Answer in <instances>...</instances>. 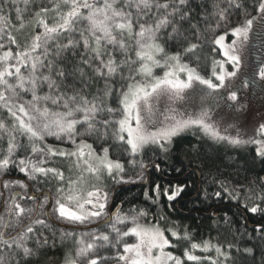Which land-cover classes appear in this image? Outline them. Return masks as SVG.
I'll list each match as a JSON object with an SVG mask.
<instances>
[{
	"label": "snow or ice",
	"instance_id": "obj_1",
	"mask_svg": "<svg viewBox=\"0 0 264 264\" xmlns=\"http://www.w3.org/2000/svg\"><path fill=\"white\" fill-rule=\"evenodd\" d=\"M26 30L23 42L13 34ZM205 46L202 73L196 53ZM249 89L264 96V0H0V188L23 190L0 191V264H53L43 251L55 245L45 234L52 220L71 226L60 235L75 246L63 264H226L227 252L193 242L187 226L114 204L107 182L137 180L125 178L126 164L110 148L139 166V180L145 148L167 152L188 132L231 148L254 145L264 162V122L235 120ZM85 137L100 141V151ZM10 170L26 179L13 180ZM221 189L239 199L236 189ZM248 191L254 202L245 208L264 214V177ZM252 231L264 240V223ZM180 242L187 247L174 254Z\"/></svg>",
	"mask_w": 264,
	"mask_h": 264
},
{
	"label": "trees",
	"instance_id": "obj_2",
	"mask_svg": "<svg viewBox=\"0 0 264 264\" xmlns=\"http://www.w3.org/2000/svg\"><path fill=\"white\" fill-rule=\"evenodd\" d=\"M247 3L250 5L252 0H247ZM221 4L223 6V0ZM248 10L251 11V7ZM27 31L29 30L25 33L13 34L23 42ZM209 51L208 46L197 51L196 55L201 57V67L208 64ZM5 115L6 113L0 110V118ZM85 139L93 143L97 152L100 151V141L94 142L90 137ZM48 143L61 146L59 142ZM110 153L113 158H120L125 162L127 169L125 178L137 180L136 183L116 185L110 180L107 182L113 192V203L121 205L124 212H128L130 208H144L149 212L153 222L157 217L164 216L167 217L168 222L187 226L192 232L193 242L210 240L227 252L229 260L226 264H261L264 261V240L252 231L254 226L264 223V214L261 212L253 214L244 206L247 203L251 207L254 202L246 199L249 195V181L255 179L257 175L264 177V162L256 157L254 147L242 151L217 144L199 136L198 133L180 136L175 138L167 152L149 146L145 148L142 156L137 157L138 161L147 166L143 170V180L137 178V173L140 172L139 166L133 167L126 163V153L122 148L112 147ZM156 165H159V169L155 167ZM55 166L66 169L67 163L61 158H56ZM9 175L11 178H24L18 170H10ZM148 179L149 183L145 185ZM221 183H224L229 190L236 189L239 199L223 192ZM157 185L160 188L158 196ZM177 187L182 188L183 191L175 200L169 201L168 195H171ZM18 190H20L18 186L4 189L5 193ZM217 191L221 192L219 199L215 196ZM145 192L156 201L155 204L152 200L145 199ZM1 200L2 197H0V207ZM255 203L260 204L261 201L255 200ZM160 223L164 226L165 221L161 220ZM63 231L53 225L50 230L45 231L50 240H55V245L50 244L43 249L47 260H59L74 249L71 238L61 242L60 235ZM53 232L56 233L55 236ZM229 245L232 247L229 248ZM185 247L187 243L180 242L179 247L173 251L182 254ZM245 248L253 249L254 255L246 253ZM106 252L107 255L113 254V250L110 249L104 250L102 254ZM196 254L205 255L199 252ZM207 255L215 257L214 250Z\"/></svg>",
	"mask_w": 264,
	"mask_h": 264
},
{
	"label": "rangeland",
	"instance_id": "obj_3",
	"mask_svg": "<svg viewBox=\"0 0 264 264\" xmlns=\"http://www.w3.org/2000/svg\"><path fill=\"white\" fill-rule=\"evenodd\" d=\"M203 68L204 67L198 68V71H201L203 73ZM156 74H158V75L162 74V70L157 69ZM248 91H249V96H248V99L245 101V103L247 104V108L244 111L237 112L235 114V120H236V123H238L239 125L252 127V126L258 125V123L264 122V96H261L258 92H253L251 89H249ZM165 102H166L165 99L162 98L161 99V106H163L165 104ZM225 114H226V116L231 115V113L228 110H225ZM188 134H194V133L188 132V133L183 134L182 136H185ZM198 134H199V136L203 137L202 133H198ZM48 142L54 143V142H58V141H55L52 138H49ZM172 145H173V143L169 146L168 149H170L172 147ZM251 147L255 148V146L253 145V146H249L246 149L245 148H237V149L242 150V151H246ZM107 254L108 253L106 252L104 255H107ZM174 254H176V253H174ZM177 255H179V254H177ZM64 257L60 258L59 260L52 259V260H47V261L53 262V264H63ZM186 264H192V262H186Z\"/></svg>",
	"mask_w": 264,
	"mask_h": 264
},
{
	"label": "water",
	"instance_id": "obj_4",
	"mask_svg": "<svg viewBox=\"0 0 264 264\" xmlns=\"http://www.w3.org/2000/svg\"><path fill=\"white\" fill-rule=\"evenodd\" d=\"M147 172H149V169H147ZM148 183H149V179H148V182L145 185H147ZM127 187H129V186H127ZM1 191H3L4 194H5L4 189L1 188ZM51 223H52L53 226H55V227H57L59 229H62V230L67 229L69 231L71 230V226L60 224V223L56 222L55 220H52Z\"/></svg>",
	"mask_w": 264,
	"mask_h": 264
},
{
	"label": "flooded vegetation",
	"instance_id": "obj_5",
	"mask_svg": "<svg viewBox=\"0 0 264 264\" xmlns=\"http://www.w3.org/2000/svg\"><path fill=\"white\" fill-rule=\"evenodd\" d=\"M13 180H15V179H17V178H12ZM20 179H26V178H20ZM14 192H23V190L20 188V190H18V191H14ZM10 193H5V196H7V195H9ZM18 202H21L22 204H25V205H27L28 204V202L27 201H18ZM3 206V197H2V200H1V207ZM113 211H115V208H113ZM23 223L24 224H27L28 223V221L25 219V220H23ZM64 225H66V224H64ZM68 226H70V225H68ZM1 231H4L3 229H1Z\"/></svg>",
	"mask_w": 264,
	"mask_h": 264
}]
</instances>
